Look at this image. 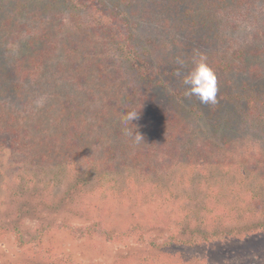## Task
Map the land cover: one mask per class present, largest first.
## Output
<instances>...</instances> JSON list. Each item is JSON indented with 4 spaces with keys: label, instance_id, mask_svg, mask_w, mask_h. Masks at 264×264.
Here are the masks:
<instances>
[{
    "label": "rangeland",
    "instance_id": "rangeland-1",
    "mask_svg": "<svg viewBox=\"0 0 264 264\" xmlns=\"http://www.w3.org/2000/svg\"><path fill=\"white\" fill-rule=\"evenodd\" d=\"M74 1L78 9L64 0H0V264L46 263L32 253L33 244H16L2 224H18L29 235L45 228L43 245L62 260L136 264L140 255L155 253L152 238L161 243L170 234L167 224L179 220L170 208L198 209L197 222L221 198L218 220L264 217V209L255 217L243 209L255 195L251 179L264 196V123L239 113L251 94L264 109V63L216 75L215 104L186 95L175 74L178 57L182 72L193 67L190 58L206 46L208 33L223 32L220 45L227 51L262 43L264 0ZM128 31L147 65L138 61L132 68L114 45ZM128 111L138 113L127 127L142 134L139 143L124 135ZM83 160L96 172L68 204L64 195ZM235 204L239 211L225 219ZM96 220L116 240L69 230L84 231ZM263 252L260 234L219 239L182 259L264 264Z\"/></svg>",
    "mask_w": 264,
    "mask_h": 264
},
{
    "label": "trees",
    "instance_id": "trees-1",
    "mask_svg": "<svg viewBox=\"0 0 264 264\" xmlns=\"http://www.w3.org/2000/svg\"><path fill=\"white\" fill-rule=\"evenodd\" d=\"M53 2H56L58 0H52ZM64 1H72L74 2L75 9H78L80 7L79 2L75 3L74 0H64ZM119 2L123 0H118ZM231 1L236 2V5L238 4V0H212L213 3L219 4H231ZM242 1H248V0H242ZM96 1H94V9L97 11L98 5H96ZM99 14L102 13L100 10L97 12ZM104 13V14H103ZM102 14L107 15V13L104 11ZM111 13V12H110ZM237 27L234 28V30ZM256 37V36H255ZM223 32H217L215 34L208 33L206 35V46L202 47L199 46L198 49H194L198 52H193L196 56H192L190 59H194L195 57H198L199 55H203L207 59L208 65L214 70L215 74L218 75L221 72L226 71H241V66H243V69H250L252 66H256L258 68L259 62L264 63V46H261L264 42V39L258 44H255L254 46H250V48L240 47V48H234L230 47V50L227 51L225 48H221V43L223 41ZM123 42L118 41L117 39L114 41V45H118L119 49L122 51V56L124 59L128 61L130 66L133 68L138 67V61L140 63L144 62V65H147V62L144 60L148 59V56L146 54H142L140 51V46L137 43L135 39V33L132 31H128L126 35H124ZM133 45H132V44ZM210 45V46H209ZM137 47V51H136ZM227 48V47H226ZM127 49L130 51L127 52ZM134 56L131 54V51H134ZM234 52V53H232ZM232 53V54H231ZM172 58V56H170ZM239 60L240 64H233V62ZM248 62V63H247ZM244 63V64H243ZM143 65V66H144ZM143 75L147 73V71L141 72ZM239 95H235V101ZM257 100H260L259 96H254L253 94L246 96V102L245 106H240V115L241 117H247L248 119H253L255 122L259 121L260 123H264V109L262 107H257L255 105V102ZM235 103V102H234ZM237 104V103H236ZM111 133V132H110ZM191 150L189 147L187 148ZM84 152V150H82ZM79 152V150H78ZM83 152L80 155H83ZM78 153L72 154L69 156L70 162H73L77 159ZM93 162V161H92ZM89 161V164L92 165V163ZM82 164L84 166V169L81 170V174H77L78 176H74L73 179H75V182H73L72 186L69 187V191L65 193L64 198L66 201H69L70 203H75L77 193L81 190V185L86 183V181L89 180L90 175L94 172H96L93 168H91L87 163H84V160L82 162H79L76 164V166L79 167V165ZM111 166V165H110ZM134 166V165H133ZM94 167V166H93ZM136 166H134L135 168ZM82 168V167H81ZM104 174L107 173V171L103 172ZM35 181V179H33ZM246 178H242V183H245ZM240 181V182H241ZM251 183L252 191H254L255 195H252L249 200L248 204L245 205L243 208L245 211H249V207L251 208L252 216L255 217L254 213L256 211L261 209H264V196L263 193H259L260 189L256 182ZM33 182V181H32ZM202 184V183H200ZM202 186V185H201ZM75 189V190H74ZM201 190L202 187H199ZM247 190V189H246ZM168 191V190H167ZM37 194V193H36ZM257 195V196H256ZM189 199L188 197H180L181 199ZM164 202H170L172 197H165ZM184 200V201H185ZM223 200L221 198L215 199L214 203L211 207H208V209L204 210L205 216L201 218V220H197V212L198 209H188L187 205L184 203L181 204L178 210H175L174 208H170V216L176 215L177 217L175 220L179 219L177 222H172L167 224V231L170 232L168 238H164L161 243H156L155 240L152 238V245L153 250L155 253L153 256L147 255H140L139 261L136 264H209L206 259L202 260V262L198 261V259L195 256H191L189 259H182V255H186L187 250L196 249L203 245H209L216 240L219 239H225V238H234L237 240H244L248 239L251 236L264 234V217L256 219L254 221L245 220L243 218H238L235 222L236 223H227L223 220H218L217 213H220V208L222 210L224 209V205L222 204ZM37 203V201H36ZM253 204L256 205L253 207ZM37 205H41L37 203ZM205 205V204H203ZM223 205V206H222ZM238 204H235L233 207L226 208L227 209V215L224 216L225 219H229V215L232 217H235L237 211H239ZM70 205H65L67 209H70L72 207H69ZM205 207V206H204ZM204 209V208H203ZM194 214V215H191ZM211 215V216H209ZM49 216V215H48ZM263 216V215H262ZM40 223L43 226H46L47 229H49V226L47 223L43 222L39 217L37 218ZM98 223H100V220L93 221L90 226H86L85 230L79 228H70L73 233H78L79 236H92L94 234L100 235L103 237H107L105 239L107 240H116L115 237L117 236H110V232L112 230H107L100 226ZM3 232L5 233H11L14 236V240L16 241V244L19 246H27L33 244L35 247V251L32 252L36 256L42 255L44 260H46L45 264H81L80 262H75L69 260V256L62 260L59 258L57 254H55L53 251V248L49 245H43V242L45 241V238H42L44 235V230L36 228L38 233H34L29 235L30 231L24 232L20 225L15 223H9V224H2ZM114 237V238H112ZM139 239V238H138ZM139 243H146L145 240L139 239ZM41 245L45 246L42 247ZM168 253V257L167 254ZM162 254H165V257H162ZM184 255V257H185ZM171 256V257H170ZM264 252L261 253V257L263 258ZM200 262V263H199Z\"/></svg>",
    "mask_w": 264,
    "mask_h": 264
},
{
    "label": "clouds",
    "instance_id": "clouds-1",
    "mask_svg": "<svg viewBox=\"0 0 264 264\" xmlns=\"http://www.w3.org/2000/svg\"><path fill=\"white\" fill-rule=\"evenodd\" d=\"M177 63L180 68L176 70V76L181 77L182 83L187 86L188 91L185 93L188 96L198 97L202 104L217 103V77L214 70L208 65L207 59L203 55L195 57L192 61L193 67L187 72H182L184 61L177 58ZM137 111H128L123 117V123L126 127L123 129L124 135L133 139V142L139 143L144 140L141 133L135 131L127 125L137 118Z\"/></svg>",
    "mask_w": 264,
    "mask_h": 264
}]
</instances>
